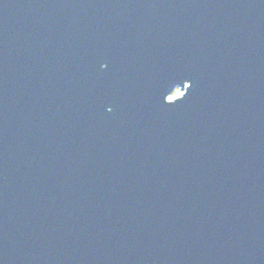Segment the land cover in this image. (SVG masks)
I'll use <instances>...</instances> for the list:
<instances>
[{"label":"water","instance_id":"obj_1","mask_svg":"<svg viewBox=\"0 0 264 264\" xmlns=\"http://www.w3.org/2000/svg\"><path fill=\"white\" fill-rule=\"evenodd\" d=\"M0 264H264V0H0Z\"/></svg>","mask_w":264,"mask_h":264},{"label":"rangeland","instance_id":"obj_2","mask_svg":"<svg viewBox=\"0 0 264 264\" xmlns=\"http://www.w3.org/2000/svg\"><path fill=\"white\" fill-rule=\"evenodd\" d=\"M179 94H180V90L177 89V90L172 94V96H171L170 98H174V97L178 96Z\"/></svg>","mask_w":264,"mask_h":264}]
</instances>
